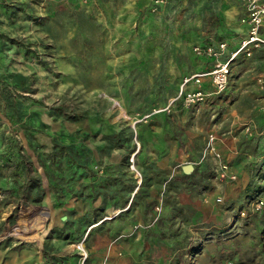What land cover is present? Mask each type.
<instances>
[{"label": "rangeland", "instance_id": "rangeland-1", "mask_svg": "<svg viewBox=\"0 0 264 264\" xmlns=\"http://www.w3.org/2000/svg\"><path fill=\"white\" fill-rule=\"evenodd\" d=\"M244 1L173 0L151 16L146 0H0V235L44 218L36 238L0 245L41 247L46 236L72 246L78 264L86 242L105 243L112 262L182 264L184 242L225 222L234 237L208 240L189 264H263L237 224L245 213L233 214L263 159L254 77L264 59L235 61L222 96L135 121L157 114L181 75L200 68L192 42L234 35ZM187 164L190 183L169 186L176 211L164 193ZM46 173L58 177L59 197ZM139 188L146 209L133 199ZM218 249L234 255L217 260Z\"/></svg>", "mask_w": 264, "mask_h": 264}, {"label": "built area", "instance_id": "built-area-1", "mask_svg": "<svg viewBox=\"0 0 264 264\" xmlns=\"http://www.w3.org/2000/svg\"><path fill=\"white\" fill-rule=\"evenodd\" d=\"M169 0H148V8L151 13H158L160 7L164 6ZM239 25L244 28L243 33L231 40L223 39L215 43L208 42L207 45L196 44L192 51L196 56H202L211 60L208 69L201 72H193L192 74L182 78L176 97L170 99L167 104L162 107V111L172 112V106L179 101L183 108H191L197 104H201L208 99L210 95L223 94L231 77L232 66L235 61L251 59L255 52L264 49V0H245L243 4V14L239 18ZM234 43V44H233ZM226 53L228 55L226 56ZM207 80L210 88L202 90V83ZM254 81L260 93V110L264 115V72L257 73ZM154 110L153 113L161 112ZM151 116L145 114L142 119L135 117V121L144 122ZM249 128H246V131ZM209 147L214 149L213 136L209 137ZM224 174H222L223 176ZM235 179V176H231ZM84 257L86 253L82 247H78ZM41 264V263H37Z\"/></svg>", "mask_w": 264, "mask_h": 264}, {"label": "trees", "instance_id": "trees-1", "mask_svg": "<svg viewBox=\"0 0 264 264\" xmlns=\"http://www.w3.org/2000/svg\"><path fill=\"white\" fill-rule=\"evenodd\" d=\"M143 1H145V0H143ZM171 1H173V0H169L167 3L171 2ZM148 4H149L148 0H146V3L144 5L142 4L144 6V9H145L144 12L147 13L148 15H151V16L156 14V13H151L149 11ZM162 7H160V9ZM234 36L235 35H232L229 38V35L226 36L225 34H222V35L219 34L218 36H216L213 39L214 40L213 43H215L217 41H222L223 39H226V40L230 39L231 40V38H233ZM9 40L13 44L17 43L16 41H14L12 39H9ZM208 42L209 41H206L203 39L192 42L193 44L191 45V49H190L191 59H194V60L197 59V60H201L203 62L202 65L200 66V68L195 72H201V71L208 69V67L210 66L211 60L209 58H206V57L196 56L193 53L192 48L196 44H199L202 46L207 45ZM256 56H258V58H260V59H264V49L255 52V55L252 58H255ZM189 74L190 73H186V76H188ZM182 78H183V76L176 83V86L174 89L175 97L178 93L179 85L182 82ZM205 83H207V82H205ZM201 86H202V90H205V91L210 88L209 83H207V87H205L204 83H202ZM219 95L222 96V95H224V93L219 94ZM177 102H179V101H177ZM184 109H189V108H184ZM181 110H183V109H181ZM150 111H151V109L149 110V112ZM161 113H165L167 115V112L161 111L160 113L151 115L150 117L161 115ZM80 117L81 116H79V117L73 116L71 118H72V120H78V119H80ZM262 117L264 118L263 114H262ZM55 145H57V144H55ZM57 146L59 147L60 150H66L67 149V146L66 147L60 146L59 144ZM261 154H262V157H260V158L261 159L263 158L262 163L261 164L260 163L259 164H252V165H257V166L252 167L251 170L249 171L250 172L249 173L250 179L246 183L245 188L243 189V192L241 193V196H240L241 202L239 203V207L234 211L233 215L238 217L239 213H242V214L245 213L244 219H241V221L240 220L237 221V224H239L238 225L239 227H243V229L241 231L242 235L248 236L249 241H250L249 247L252 250H255V255L259 259V262H262L264 264V201L262 202L260 209L257 211H254L251 207V205L254 203L253 201L258 199L259 196L264 197V170H263V168H264V151L261 150ZM42 166H44V165L42 164ZM260 166H261V168H260ZM195 169L196 168L194 167L193 173H191V174H185L184 172H182L181 174H179V176H176V177H174V179L169 181V185H168V187H166V192L164 193L165 204H168V202L171 200L170 204H172L173 209L176 211L180 210L179 205L176 203V201H174L173 197H169L170 196L169 195V193H170L169 186H170V184H173L174 181H176V182L180 181L182 183H190L191 178L195 175V172H194ZM252 171H254V172L252 173ZM46 176L48 177L49 181H51V180L54 181L51 184L52 190H53V192L56 193V197H59L60 191H58L57 184H56L58 177L54 176L53 174L47 175V173H46ZM202 186L204 188H207L206 187L207 185H202ZM143 193H144L143 190H141L139 188V191H137L134 194L133 199L136 202L141 201L142 205H144V208L146 209L149 206H151V202H149V201L145 202L142 199ZM166 195H168V196H166ZM133 199H132V201H133ZM126 203H127V200H125L123 202V205ZM249 223L251 224L250 226H245ZM235 226L236 225H234V227ZM204 227L207 228V230L205 232L204 231L201 232V234L199 235L200 238H198V239L196 238L195 240H190V241L187 240L186 242H184V245L181 247V251L183 252V255L185 256L182 264H189L190 257L193 255H196L197 250L199 248H201L202 245L204 243H206L208 240L214 239L217 242L223 241V240H229V239L234 237V235H232V233L236 232V231H231V230H233L232 228L231 229L227 228L225 222H222V225H220V226L219 225L218 226L206 225ZM182 240L185 241V238H183ZM216 253H217L216 254L217 260H220L221 258H225L224 260L229 261V259H231L232 256L234 255V252L233 253L232 252L227 253L226 251H224L222 249H218Z\"/></svg>", "mask_w": 264, "mask_h": 264}, {"label": "crops", "instance_id": "crops-1", "mask_svg": "<svg viewBox=\"0 0 264 264\" xmlns=\"http://www.w3.org/2000/svg\"><path fill=\"white\" fill-rule=\"evenodd\" d=\"M243 31L244 28L240 26L239 29L234 31L235 36L231 39L239 37ZM181 76L184 78L186 73ZM174 97L175 94L171 97V99ZM166 104L167 102L164 105ZM180 108L184 110L182 106H180ZM45 237L42 239L43 241L41 243V247L30 241L27 242V244L20 243V246H16L12 241H5L0 245V264H78L77 251L72 246H64V244L60 243L54 244L53 242L48 243ZM84 246L87 248V253L89 255L85 264H100L101 259L107 255L109 256V260L116 259L112 253L113 250L109 251L107 246H105V243H97L94 246H89L86 242ZM108 264H110V261H108ZM111 264L124 263L118 258Z\"/></svg>", "mask_w": 264, "mask_h": 264}, {"label": "bare ground", "instance_id": "bare-ground-1", "mask_svg": "<svg viewBox=\"0 0 264 264\" xmlns=\"http://www.w3.org/2000/svg\"><path fill=\"white\" fill-rule=\"evenodd\" d=\"M44 218H33L30 220L31 224H34L33 228L26 229L24 225H16V226H11L7 228V230L3 233V235H0V242L4 240L6 237H15V238H36V233L38 230H40L43 227L42 221ZM36 231V232H34ZM30 233V234H29ZM28 234V235H27Z\"/></svg>", "mask_w": 264, "mask_h": 264}, {"label": "water", "instance_id": "water-1", "mask_svg": "<svg viewBox=\"0 0 264 264\" xmlns=\"http://www.w3.org/2000/svg\"><path fill=\"white\" fill-rule=\"evenodd\" d=\"M192 169L193 167L190 164L182 166V172H184L185 174H190Z\"/></svg>", "mask_w": 264, "mask_h": 264}]
</instances>
